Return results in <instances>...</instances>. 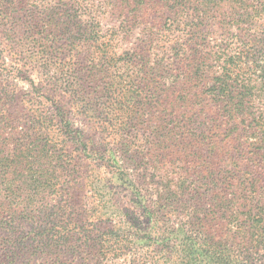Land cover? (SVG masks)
I'll return each instance as SVG.
<instances>
[{
	"label": "trees",
	"instance_id": "obj_1",
	"mask_svg": "<svg viewBox=\"0 0 264 264\" xmlns=\"http://www.w3.org/2000/svg\"><path fill=\"white\" fill-rule=\"evenodd\" d=\"M6 57L0 264H264V0H0Z\"/></svg>",
	"mask_w": 264,
	"mask_h": 264
},
{
	"label": "rangeland",
	"instance_id": "obj_2",
	"mask_svg": "<svg viewBox=\"0 0 264 264\" xmlns=\"http://www.w3.org/2000/svg\"><path fill=\"white\" fill-rule=\"evenodd\" d=\"M40 2V0H36ZM30 3L35 4L30 1ZM39 6V5H38ZM5 56V55H4ZM14 59L5 58V66L1 68L2 75L0 76V80L3 81L0 89L3 88L7 95L5 98H2L4 106H0V108H6L10 112H14V102H19L20 112L18 113L21 117L24 111H28L29 107L26 105L25 101L32 96V92L30 91V81H34L37 83L36 74L30 70V66H21L20 64H14ZM23 73V74H22ZM22 74V75H21ZM28 77L27 80L25 77ZM4 99H6L4 101ZM24 99V100H23ZM23 100V101H22ZM9 101H12L11 104H8ZM8 104V105H7ZM18 112V111H17ZM72 123H74L75 127L82 129V131L90 136L92 135L97 140L98 134L97 131L100 129L97 128L98 125H93L90 122H87L84 117L73 115L71 116ZM20 121V120H19ZM18 129H22L23 124L20 123L17 125Z\"/></svg>",
	"mask_w": 264,
	"mask_h": 264
}]
</instances>
